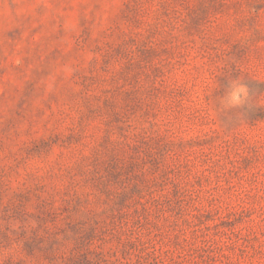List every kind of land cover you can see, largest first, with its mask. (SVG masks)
Listing matches in <instances>:
<instances>
[{"label": "rangeland", "instance_id": "rangeland-1", "mask_svg": "<svg viewBox=\"0 0 264 264\" xmlns=\"http://www.w3.org/2000/svg\"><path fill=\"white\" fill-rule=\"evenodd\" d=\"M0 264H264V0H0Z\"/></svg>", "mask_w": 264, "mask_h": 264}, {"label": "clouds", "instance_id": "clouds-1", "mask_svg": "<svg viewBox=\"0 0 264 264\" xmlns=\"http://www.w3.org/2000/svg\"><path fill=\"white\" fill-rule=\"evenodd\" d=\"M247 96V88L245 85L233 81L231 91L227 94V105L235 106L243 103Z\"/></svg>", "mask_w": 264, "mask_h": 264}]
</instances>
